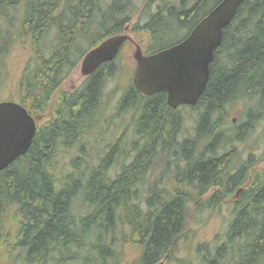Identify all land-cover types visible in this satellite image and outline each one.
<instances>
[{
  "label": "trees",
  "instance_id": "16d2710c",
  "mask_svg": "<svg viewBox=\"0 0 264 264\" xmlns=\"http://www.w3.org/2000/svg\"><path fill=\"white\" fill-rule=\"evenodd\" d=\"M19 1L0 0V17L6 19ZM220 1L158 5L141 26L149 40L145 54L182 40ZM60 3L65 11L53 17ZM23 4L22 39L31 35L32 45L38 46L53 27L58 36L49 58L33 53L35 64L32 70L26 67L16 100H7L23 106L37 130L27 153L0 171V252L18 249L16 259L22 264H119L124 257H119V249L127 244L138 250L131 264L164 259L165 264H264V189L245 192L239 206L228 202L249 165L246 161L232 172L235 144L264 119V0H245L224 29L205 90L190 107L198 112L190 137L180 138L183 116L167 105L165 93L143 96L130 83L116 112L120 120L131 115L133 138L126 150H119L122 141L116 140L92 168L83 169L86 162L73 158L72 170L62 177L55 173L59 157L72 146L84 151L82 137L93 130L87 120L94 121L102 110L105 85L118 67L115 60L102 64L79 88L57 89L85 53L123 34L133 2L26 0ZM67 11L69 20L64 18ZM175 27L184 30L183 36L165 44ZM5 28L0 26V84L13 44V34ZM80 38L89 40L85 51L75 46ZM237 105H244L245 114L243 123L233 126L227 118ZM42 116H46L43 125ZM119 153L121 159L116 158ZM248 158L254 157L250 153ZM168 159L174 173L166 182L162 176L171 163ZM159 166L161 175L151 179ZM190 204L204 213L222 204L231 208L215 244L197 245L195 260L186 262L177 260L176 252ZM8 213L16 228L10 241L2 225V216Z\"/></svg>",
  "mask_w": 264,
  "mask_h": 264
},
{
  "label": "rangeland",
  "instance_id": "374dc122",
  "mask_svg": "<svg viewBox=\"0 0 264 264\" xmlns=\"http://www.w3.org/2000/svg\"><path fill=\"white\" fill-rule=\"evenodd\" d=\"M26 1V0H25ZM24 0H20L17 9L9 11L8 17L5 19L0 17V24L3 28H9L11 36L13 38V44L10 47V51L5 59V66L3 69V82L0 84V101H6L9 98L16 100L15 93L19 87L21 77L28 66L30 70L33 69L35 64L34 54L39 53L42 58H49L53 48L57 45L58 29L53 27L46 35L39 39L38 46L32 45L29 38L33 39L31 35L26 34L22 39L21 30V18L24 9ZM68 1V0H65ZM177 0H132L133 6L130 10V19L127 23V29L123 31V34L128 35L131 41L125 43V45L120 50V53L115 59V63L118 67L116 75L109 80L104 88L103 97L101 99L102 110L98 111L95 119L87 120V124H91L92 131L87 135H83L82 141L84 144V151L80 152L79 147L72 146L68 153H65L59 157L58 168L56 167V176L62 177L64 174L70 172V163L73 158L79 157L81 161L86 162V167L94 166L101 157H103L108 151L111 143L116 140H121L119 143V150H126L128 143L131 141L132 137V127L130 126L131 115H125L121 120L117 118V106L120 97L125 93L129 84L132 83V77L136 67L135 60L133 59V53L135 51V44L139 45L142 52L145 53L149 46L148 35L145 31L141 29L148 20L149 16L156 12L158 5L166 3H174ZM73 8V7H72ZM104 10V6L102 7ZM65 11V6L60 3L56 8V11L52 14L53 17L58 18L59 14ZM70 17V14L65 13V19ZM64 19V20H65ZM0 25V26H1ZM5 28V29H6ZM184 30H180L175 27L171 34L165 37V44H171L179 40L183 36ZM15 34L16 35L15 37ZM83 48L85 51L89 46V40L84 38L76 40L75 46ZM36 49V50H35ZM86 54V53H85ZM84 54V55H85ZM83 55V56H84ZM81 57L78 60L76 67L71 71V73L62 81L61 85L57 89L59 92L62 91H73L79 88L87 77L81 74ZM58 93V92H57ZM54 97V96H53ZM56 98V97H54ZM54 102V101H53ZM244 106V105H243ZM241 105L234 106L228 116V121L233 125H241L243 123L244 117V107ZM180 114H182V125H181V137H190L195 130V120L197 118V110L190 107H179L177 108ZM100 113V114H99ZM46 122V116H42L40 123L43 125ZM229 124L226 128H229ZM234 155L237 157V162H241L242 159L248 157L251 153L256 159L255 169L256 174L264 173V119L259 121L253 132L245 135L244 141L235 144ZM227 149L230 147H226ZM61 150H66V148H61ZM121 152V151H120ZM122 154V153H121ZM119 153L117 159H121L122 156ZM170 158V156H168ZM171 163L166 168L165 176L162 177L167 182L169 180V173H174V168L171 159H168ZM82 163V162H81ZM164 167V164H163ZM162 168H156V171L150 175L151 179H154L158 174L161 175ZM168 173V174H167ZM173 175V174H171ZM169 187V185H167ZM210 192H213L210 190ZM230 204L232 203L229 199ZM231 207L228 205H221L220 209L217 208L216 211L204 213L202 211H196V206L191 205L188 209L187 220L185 223V228L180 235L178 241V249L176 252V258L179 261H194V249H196L199 244H207L208 246H213L214 240L219 238L225 228L226 223L229 221V210ZM11 213L2 216V225L9 233V241L12 236L16 233V228L11 223ZM5 223V224H4ZM6 223H9L6 225ZM219 242V239H217ZM8 248V245H7ZM18 249L11 251L10 249H4L0 252V264H22L23 261L16 259L19 254ZM121 257L119 264H131L133 259L138 255V250L127 244L123 245L122 250L119 249V257ZM191 258H190V257ZM165 264V263H164ZM167 264V263H166ZM168 264H177V262H170Z\"/></svg>",
  "mask_w": 264,
  "mask_h": 264
},
{
  "label": "water",
  "instance_id": "95a60500",
  "mask_svg": "<svg viewBox=\"0 0 264 264\" xmlns=\"http://www.w3.org/2000/svg\"><path fill=\"white\" fill-rule=\"evenodd\" d=\"M245 0H221L180 42L151 55H143L136 44L135 89L144 96L165 93L172 109L194 106L202 96L210 75V65L220 47L224 29L233 21ZM128 35H115L91 49L81 62V74L91 75L101 64L115 59ZM37 127L20 104L0 102V171L25 155ZM157 264H164V260Z\"/></svg>",
  "mask_w": 264,
  "mask_h": 264
},
{
  "label": "flooded vegetation",
  "instance_id": "af4514ba",
  "mask_svg": "<svg viewBox=\"0 0 264 264\" xmlns=\"http://www.w3.org/2000/svg\"><path fill=\"white\" fill-rule=\"evenodd\" d=\"M81 62H82V60H81ZM91 75H88L85 77L88 78ZM236 160H237V157H235L233 161H236ZM246 161H248L249 165H247L245 168H243L244 177L242 178L241 182L233 189V192H235V193L232 196V198L230 199L232 204H235L236 206H239V204H242L241 203L242 197H243L245 192L257 193L262 188L264 189V173L256 174V172H255L256 171L255 164H257L255 162L256 159H254V158L251 159V158L247 157L245 159H242L241 162L238 161L237 164L232 163L231 164L232 172L238 171L239 168L243 167V164H245ZM211 190L213 191V189H211ZM207 192H210V191H207ZM259 193H261V192H259Z\"/></svg>",
  "mask_w": 264,
  "mask_h": 264
}]
</instances>
